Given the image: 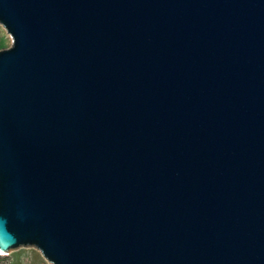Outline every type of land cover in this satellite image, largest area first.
<instances>
[{
	"label": "water",
	"instance_id": "water-1",
	"mask_svg": "<svg viewBox=\"0 0 264 264\" xmlns=\"http://www.w3.org/2000/svg\"><path fill=\"white\" fill-rule=\"evenodd\" d=\"M0 252L264 264V0H0Z\"/></svg>",
	"mask_w": 264,
	"mask_h": 264
},
{
	"label": "rangeland",
	"instance_id": "rangeland-1",
	"mask_svg": "<svg viewBox=\"0 0 264 264\" xmlns=\"http://www.w3.org/2000/svg\"><path fill=\"white\" fill-rule=\"evenodd\" d=\"M12 39L0 24V49L11 45ZM0 264H51L35 247H17L0 254Z\"/></svg>",
	"mask_w": 264,
	"mask_h": 264
},
{
	"label": "bare ground",
	"instance_id": "bare-ground-1",
	"mask_svg": "<svg viewBox=\"0 0 264 264\" xmlns=\"http://www.w3.org/2000/svg\"><path fill=\"white\" fill-rule=\"evenodd\" d=\"M0 254H1V252H0Z\"/></svg>",
	"mask_w": 264,
	"mask_h": 264
}]
</instances>
